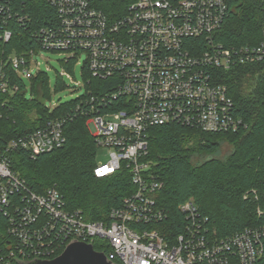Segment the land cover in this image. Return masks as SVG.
Returning <instances> with one entry per match:
<instances>
[{
	"label": "built area",
	"instance_id": "obj_1",
	"mask_svg": "<svg viewBox=\"0 0 264 264\" xmlns=\"http://www.w3.org/2000/svg\"><path fill=\"white\" fill-rule=\"evenodd\" d=\"M37 1L0 0V42L10 43L17 26L33 42L0 62V95L21 89L7 65L28 81L40 73L34 58L42 50L66 56V64L85 55L92 79L109 87L95 85L89 97L99 111L88 120L90 133L109 155L94 175L128 170L134 191L112 209L109 223L87 221L67 208L57 189L38 194L11 168L18 151L35 161L62 149L68 117L11 139L0 147V264L52 260L73 241L95 240L115 264H258L264 228L218 239L193 199L178 206L184 218L178 230L164 227L170 215L156 198L164 183L145 157L153 127L215 134L249 128L220 72L254 64L264 71V26L257 43L226 47L219 35L230 17L229 0H41L51 10L42 24L33 15Z\"/></svg>",
	"mask_w": 264,
	"mask_h": 264
},
{
	"label": "trees",
	"instance_id": "obj_2",
	"mask_svg": "<svg viewBox=\"0 0 264 264\" xmlns=\"http://www.w3.org/2000/svg\"><path fill=\"white\" fill-rule=\"evenodd\" d=\"M36 4L33 15L42 24L51 10L41 0ZM229 6L230 17L219 41L226 47L257 43L264 26V0H229ZM32 47L33 42L20 27H14L11 42H0V62ZM73 64H66L67 68ZM7 69V75L21 89L13 96L0 95V104L8 100L5 106L0 105L3 116L0 118V147L37 130L50 119L68 117L66 144L62 149L41 155L35 161L26 152L13 153L12 170L38 194L46 193L49 188L57 189L67 208L80 212L87 221L109 223L112 209L120 206L134 191V186L128 170L122 169L102 179L94 175L99 149L88 120L99 111H95L89 97L97 92L95 85H103V91L108 90L107 82L92 79L85 65V94L50 109L46 105L50 97L48 75L40 72L26 83L12 73L9 65ZM220 73L221 83L228 87L238 115L249 128L237 133L215 134L177 125L153 127L149 131V152L145 161L151 165L153 175L164 183L156 196L170 215L169 222L163 226H174L178 230L177 226L184 220L178 206L193 199L218 239H223L247 228H264V71L254 64ZM62 87L59 78L55 88ZM78 106L80 112L76 110ZM221 142H229L235 148L230 157L226 161L205 159L219 150ZM3 229L4 222L0 219V244ZM103 245L101 240L93 243L96 251L107 253ZM258 264H264V253Z\"/></svg>",
	"mask_w": 264,
	"mask_h": 264
},
{
	"label": "rangeland",
	"instance_id": "obj_3",
	"mask_svg": "<svg viewBox=\"0 0 264 264\" xmlns=\"http://www.w3.org/2000/svg\"><path fill=\"white\" fill-rule=\"evenodd\" d=\"M67 57L59 53L42 50L34 59L39 63V71L49 77L50 97L47 98L46 105L56 106L58 103H66L76 100L85 94L84 89V63L85 55H80L74 62L73 67L67 68L65 59ZM61 79L63 87L56 90L57 79ZM27 81V80H26ZM28 83V81L26 82ZM30 91V84L28 85ZM235 148L229 142H221L219 150L207 156L205 159L216 158L226 161ZM99 162L106 163L109 160L108 151L99 150Z\"/></svg>",
	"mask_w": 264,
	"mask_h": 264
},
{
	"label": "water",
	"instance_id": "obj_4",
	"mask_svg": "<svg viewBox=\"0 0 264 264\" xmlns=\"http://www.w3.org/2000/svg\"><path fill=\"white\" fill-rule=\"evenodd\" d=\"M19 264H115L108 257L94 249L93 245L73 241L64 252L52 260H36Z\"/></svg>",
	"mask_w": 264,
	"mask_h": 264
},
{
	"label": "snow or ice",
	"instance_id": "obj_5",
	"mask_svg": "<svg viewBox=\"0 0 264 264\" xmlns=\"http://www.w3.org/2000/svg\"><path fill=\"white\" fill-rule=\"evenodd\" d=\"M102 171H107V169H104V170H102Z\"/></svg>",
	"mask_w": 264,
	"mask_h": 264
}]
</instances>
